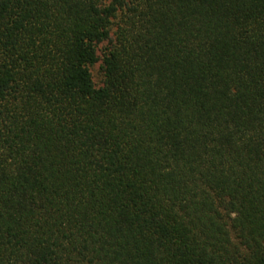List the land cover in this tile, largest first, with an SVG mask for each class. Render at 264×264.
I'll return each instance as SVG.
<instances>
[{"label":"trees","instance_id":"16d2710c","mask_svg":"<svg viewBox=\"0 0 264 264\" xmlns=\"http://www.w3.org/2000/svg\"><path fill=\"white\" fill-rule=\"evenodd\" d=\"M0 264H264V0H0Z\"/></svg>","mask_w":264,"mask_h":264},{"label":"rangeland","instance_id":"374dc122","mask_svg":"<svg viewBox=\"0 0 264 264\" xmlns=\"http://www.w3.org/2000/svg\"><path fill=\"white\" fill-rule=\"evenodd\" d=\"M92 72H93V78L95 83L99 86L102 84L103 81V73L102 70L100 68V63L98 62L97 64L93 65L91 67Z\"/></svg>","mask_w":264,"mask_h":264}]
</instances>
